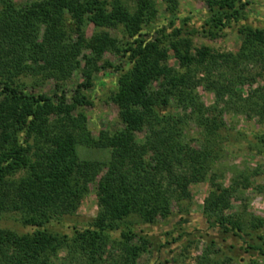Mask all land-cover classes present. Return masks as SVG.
I'll return each instance as SVG.
<instances>
[{"label": "trees", "instance_id": "1", "mask_svg": "<svg viewBox=\"0 0 264 264\" xmlns=\"http://www.w3.org/2000/svg\"><path fill=\"white\" fill-rule=\"evenodd\" d=\"M205 1L208 13L202 31L207 37L223 35L244 17L247 2L243 0ZM156 17L153 0H0V212H19L22 223L34 228L23 234L0 228V264H56L64 248L79 251L94 264L103 258L116 231H120L127 264H144L139 259L152 243L138 226L157 216L167 217L171 193L188 196L189 184L205 178L209 165L218 159L215 146L227 125L218 115L203 113L193 68L202 69L206 88L221 98L231 84L210 80L208 74L219 66L235 68L245 61L264 65V29L239 26L243 40L237 52L209 46L193 52L191 39L180 38L179 30L168 39L167 47L160 39H146L144 28H151ZM89 22L102 30L86 39L81 31ZM121 25L123 39L110 32ZM170 49L185 72L168 65ZM106 52L130 64L124 71L122 65L117 67L121 73L114 101L123 128L113 134L102 131L94 137L87 128V115L78 110L92 104L83 93L92 86L91 70L84 71L86 80L71 100L64 89L52 95L29 93L19 81L23 74L39 71H50L62 80L81 66V55L92 65ZM173 103L184 112L192 108L202 113L198 122L204 129L203 148L186 140L184 115L162 112ZM145 127L149 131L139 141L137 134ZM257 138L258 152L264 154V134ZM79 144L110 149V160L80 159ZM23 170L26 175L17 178ZM103 171L97 185L100 210L94 221L88 227H76L73 237L51 231L53 222L76 211L88 185ZM231 191L211 192L206 210L218 212L219 217L208 215L206 223L239 239L248 254L245 264H260L264 219L224 216ZM216 245L211 242L202 264L233 261L225 253L222 261H212V255L220 251Z\"/></svg>", "mask_w": 264, "mask_h": 264}, {"label": "rangeland", "instance_id": "2", "mask_svg": "<svg viewBox=\"0 0 264 264\" xmlns=\"http://www.w3.org/2000/svg\"><path fill=\"white\" fill-rule=\"evenodd\" d=\"M153 1L157 17L152 21L151 28H144V32H148L145 38L150 41L160 39L164 43L163 47L168 46V39L173 38L174 32L179 30L180 38L191 39L193 52L203 46L215 48L220 52H237L243 40L238 32L239 26L247 24L264 29V0H243L247 2L244 17L216 38L207 37L202 31L204 18L208 13L205 0H176V4L169 0ZM69 23L72 24V20ZM99 30L102 28L89 22L83 26L81 33L86 39H90ZM110 32L119 39L124 38L122 25L118 29H110ZM73 37L77 39V34L74 33ZM85 53L91 55L88 50ZM78 59L81 66L62 80L50 71H39L23 74L19 81L29 93L52 95L64 89L71 100L78 85L86 80L84 71L91 70L92 86L83 93L92 104L78 110L87 115V128L94 137H98L102 131L113 134L121 130L123 124L119 118V107L114 101L121 73L117 67L122 65L124 71L130 64L125 59L119 60L111 52H106L101 59L94 60L92 65H88L82 55ZM168 65L176 72H185L171 49L168 52ZM193 69V76L198 82L195 93L199 102L204 104L203 113L207 117L218 115L227 125L215 146L218 159L209 165L205 178L189 184L188 196H182L180 191L171 193L170 214L167 217L157 216L151 222L138 226L152 243L149 252L141 256L139 262L202 264V257L207 248L211 242H215V250L220 248V251L212 255V261H222L225 253L233 258L229 264H245L248 254L239 239L208 227L205 217L211 215L216 218L219 214L207 211L206 206L211 192L219 191L220 188H231L230 208L224 211V216L238 218L254 215L264 219V154L258 152L261 145L257 138L264 134V65L257 61H245L235 68L222 65L209 73L210 80L231 84L230 91L223 90L221 98L206 88L207 76L202 69ZM58 84L62 85V89ZM162 112L184 115L183 132L186 140L195 148L201 149L205 146L204 129L198 122L202 117L199 110L191 108L184 112L173 103ZM148 131L149 128L145 127L137 134L139 141L145 140ZM78 154L82 160L108 162L111 150L79 144ZM103 173L104 171L88 185L89 191L80 201L76 211L53 222L51 231L73 237L76 227L82 229L94 221L100 210L97 185ZM25 175L26 171L23 170L16 177ZM0 228L11 229L20 234L34 231L33 227L24 225L21 214L14 211L0 212ZM121 241L120 231L113 232L111 243L103 258L94 264H127ZM260 261V264H264V258ZM55 263L91 264L79 251L67 248L58 252Z\"/></svg>", "mask_w": 264, "mask_h": 264}]
</instances>
